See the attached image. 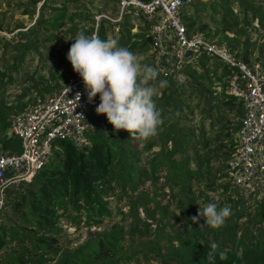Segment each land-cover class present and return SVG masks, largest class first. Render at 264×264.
I'll return each instance as SVG.
<instances>
[{
  "label": "rangeland",
  "instance_id": "1",
  "mask_svg": "<svg viewBox=\"0 0 264 264\" xmlns=\"http://www.w3.org/2000/svg\"><path fill=\"white\" fill-rule=\"evenodd\" d=\"M42 1L0 0V27L8 34L12 33L11 39L14 38L7 44L0 40V107L9 113V120L31 106L37 98L50 95L64 84L61 76L66 72L67 53L74 43L71 39L79 30L89 36L96 35L101 19L105 20L103 39H115L119 46L144 57L142 63L154 67L159 73L157 81L152 82L153 86L158 87L159 80L169 83L159 89V96L155 98L162 116L158 134L147 140L131 138L140 153L135 164L146 175L137 177L138 174L133 173V187L121 190L112 186L106 190L102 200L109 213L104 214L99 223H86L84 216L76 223L62 219L59 225L60 251L56 255H46L51 258L46 263L54 264L64 250H72L95 233L119 224L125 230L121 247L125 261L120 264H169L152 258L144 248L159 245L160 252L168 254L169 243L177 246L176 238H183L186 230L180 205L187 196L179 184L172 187L175 183L168 179L167 166L160 161L166 159L170 151H173L174 161L188 155L189 168L196 170L201 166L200 171L203 170L204 175L199 180L187 182L194 199L192 212H198L199 206L202 209L210 202L219 207L229 206L230 228L233 230V223L237 220L238 229L233 234L224 232V236L233 239L244 230L252 231L253 223L261 216L264 193L239 199L241 197L238 198L237 191L232 189V183L227 191L218 187L229 180L226 171L229 156L216 146L220 142L228 144L230 138L234 140L240 117L236 98L223 101L228 92L220 85L224 80L219 79L222 63L207 58L204 64L186 66L179 76L164 75L149 42H144L146 29L135 13L126 12V21L122 17L114 22L111 18L118 15V8L113 0H45L48 6L66 8V17L58 20L57 26L48 28L39 25L38 21L47 20L55 11L42 8V19L39 20L38 8ZM182 16L185 22H195L194 29L205 25L201 31L203 34L233 46L234 51L246 54L249 62L264 65V0H189L182 7ZM202 72L205 76L212 75L211 79L198 76ZM6 74L11 75V81H7ZM195 86L198 87L193 89ZM200 86L209 90L207 103L204 97H200ZM169 94L175 99L168 104L165 97ZM221 100V106L215 107ZM96 106H92L91 111ZM209 106H214L211 118L206 114ZM220 117L226 118L219 120ZM6 135L11 136L9 130ZM154 157L156 162L151 163ZM206 169L216 177L214 186L206 187ZM19 182L9 184L3 197L9 189L20 190ZM180 198L183 201L179 204ZM133 226L139 234L129 233ZM12 246L14 243H8L0 250V260L10 253Z\"/></svg>",
  "mask_w": 264,
  "mask_h": 264
},
{
  "label": "trees",
  "instance_id": "2",
  "mask_svg": "<svg viewBox=\"0 0 264 264\" xmlns=\"http://www.w3.org/2000/svg\"><path fill=\"white\" fill-rule=\"evenodd\" d=\"M73 1L77 0H66V2ZM44 7L51 8L55 13L45 21H38L39 25L48 28L55 27L58 25V20L66 17L65 6H48L43 0L38 8L37 18L39 20L42 19V8ZM124 20L126 21L125 15ZM104 21V19L99 21L96 30V35L101 39H103ZM185 25L188 30L198 29L197 31L200 30V32L205 27V25H200L194 29L195 22L192 20H187ZM142 27L146 29L144 24ZM203 35L211 36L206 33ZM13 39L2 41L7 44ZM223 39L226 40V36ZM145 41H148L150 45L147 32ZM229 48L235 50L233 46ZM236 56L248 62L246 54L237 51ZM207 58L206 56L200 57L197 64H204ZM222 67V76H219V79L221 81L224 78V80L220 82V85L226 87L227 71L224 65ZM65 68L66 72L61 76L64 81L77 74L69 61L66 62ZM203 73L198 76L211 79L212 75L205 76ZM5 76L8 82L11 81L10 74ZM199 91L200 97H204L206 101L209 96L208 88L200 86ZM227 95L223 101L235 98L230 94ZM173 99L175 98L169 94L165 97V103L169 104ZM223 101L217 102L215 107H220ZM213 107L209 106L206 109V114L210 115V118ZM239 113L241 115V106ZM8 116L9 113L0 107V149L8 153H16L20 149V143L15 136L6 135L11 121ZM90 116L92 130L86 134V144L79 146L70 140H55L52 154L45 166L37 171L29 181H20L18 183L20 190L9 189L5 195L4 204L0 210V250L8 243H14V246L11 247L10 253L0 260V264H48L46 262L51 258L46 255H56L60 251L59 225L62 219L76 223L81 216H84L86 223H99L102 216L109 213L106 202L102 200L106 190L112 186L121 190L127 186L133 187L135 181L133 173H137V177L146 175L135 164L139 161L140 153L133 146L129 132L124 129L114 131L113 125L107 121L105 114H97L95 110H92ZM225 118L220 117L219 120ZM238 123L234 134H236ZM228 141V144L220 142L216 149L230 156L235 147V138L234 140L230 138ZM172 156L173 151H170L166 159L160 161L161 164L167 166L168 179L175 183L172 187L179 184L185 197L187 196L184 197L186 201L180 205L186 224L184 237L176 238L178 242L175 247L169 243L168 254H162L159 245L148 246L144 249L152 258L169 264H264V205L260 210V218L253 223L252 231L244 230L237 238L230 239L224 236V232L230 233L231 231L232 233L238 229L237 220L233 223L235 226L233 230L230 228L229 218L219 229L207 226L200 228L204 224L203 218L198 222L191 220V217L196 216L198 212H192L194 199H192L193 194L187 182L199 180V177L204 175L203 170L200 171L201 166H198L196 170L190 169L188 155L180 161H174ZM196 161L199 160L196 159ZM155 162L154 157L151 163ZM205 171L208 183L206 187L214 186L216 177L210 169ZM230 183L229 178L218 187L227 191ZM232 189L237 191L238 198L242 196L234 185ZM181 201L183 199H178L179 204ZM261 201H264L263 197ZM129 233L139 234V230L133 226ZM124 234L123 226L113 224L107 230L99 231L87 238L74 249L64 250L54 264H120L125 261L121 250ZM213 243L218 245L216 250L211 248ZM220 251L226 253V259H220L218 255Z\"/></svg>",
  "mask_w": 264,
  "mask_h": 264
},
{
  "label": "built area",
  "instance_id": "3",
  "mask_svg": "<svg viewBox=\"0 0 264 264\" xmlns=\"http://www.w3.org/2000/svg\"><path fill=\"white\" fill-rule=\"evenodd\" d=\"M122 19L135 13L146 26L150 47L164 75L179 76L188 64L200 57L215 58L225 66L228 94L240 103L241 115L235 134V147L227 160V175L242 197L264 193V65L245 62L226 43L189 30L182 17V7L189 0H113ZM109 18L107 15H102ZM0 27V40L11 39ZM79 94V97H78ZM99 94L90 102L82 78H67L56 91L16 114L9 132L20 143L16 153L0 149V210L5 188L14 182L29 181L48 162L55 140L86 144L92 130V106L99 104Z\"/></svg>",
  "mask_w": 264,
  "mask_h": 264
},
{
  "label": "clouds",
  "instance_id": "4",
  "mask_svg": "<svg viewBox=\"0 0 264 264\" xmlns=\"http://www.w3.org/2000/svg\"><path fill=\"white\" fill-rule=\"evenodd\" d=\"M71 40L74 43L68 50L67 60L82 78L88 100L91 102L99 94L96 113L105 114L114 131L127 130L132 138L147 140L156 136L162 116L155 98L159 96V89L167 86V81L159 80L158 87L153 86L158 71L143 64L144 57L119 46L115 39H101L79 30ZM230 215L229 206L219 207L210 202L202 209L199 206L191 220L197 222L203 218L200 228L219 229ZM211 248L216 250L218 245L213 243ZM218 255L221 260L226 259L225 252L220 251Z\"/></svg>",
  "mask_w": 264,
  "mask_h": 264
}]
</instances>
